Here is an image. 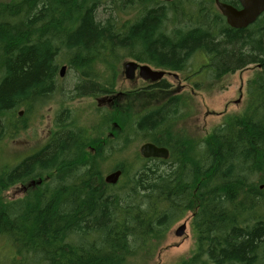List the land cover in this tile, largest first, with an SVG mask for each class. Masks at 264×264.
I'll return each mask as SVG.
<instances>
[{
    "label": "trees",
    "instance_id": "1",
    "mask_svg": "<svg viewBox=\"0 0 264 264\" xmlns=\"http://www.w3.org/2000/svg\"><path fill=\"white\" fill-rule=\"evenodd\" d=\"M125 9L136 10L132 19L122 18ZM101 10L106 16L99 17ZM125 58L174 72H187L199 58L195 74L205 70L214 81L254 65L249 109L198 142L172 131L174 98L131 119L108 141L101 137L109 118L93 137L85 127L57 121L52 142L39 153L15 168L0 165V192L52 172L47 185L0 205V234L20 244L21 257L39 255L40 264L142 263L192 212L196 249L177 264H264V13L237 30L213 0H181L171 12L161 0L0 3V130L18 110L29 114L45 105L61 65L77 74L74 98L96 97L113 94ZM131 135L166 147L169 158L145 160L136 152L130 163L115 165L122 171L118 183L105 184L103 154ZM90 138L96 151L87 157Z\"/></svg>",
    "mask_w": 264,
    "mask_h": 264
},
{
    "label": "rangeland",
    "instance_id": "2",
    "mask_svg": "<svg viewBox=\"0 0 264 264\" xmlns=\"http://www.w3.org/2000/svg\"><path fill=\"white\" fill-rule=\"evenodd\" d=\"M11 1L15 0H0V3ZM195 1L198 2V0ZM170 3H168L170 12L175 6L181 7V0H172ZM125 10L127 13L123 14L122 18L132 19L136 10ZM107 13L108 11L102 12L101 10L99 17H104ZM171 17H173L172 13H168L166 26L171 25ZM198 59L194 58L189 62L190 67L187 72L175 73L181 81L180 84L185 86L177 96L149 91L142 88L141 82L135 83L126 80L122 75V66L125 62L135 60L125 58L121 60L117 76L115 75L113 94L74 98L72 91L79 82L77 74L69 70L67 65H61L67 68L63 77L57 78V89L51 95V99L44 106H35V110L28 116V121L24 117L18 123V119H16L9 125L7 124V127L1 128L0 134L11 129L12 124L15 127L7 134V139H0V143H2L0 165L5 166L10 163L12 167L43 146L52 133L53 135L57 133V121L62 124L67 123L71 128L85 127L88 129V134L93 137L100 131L97 126L101 124L102 118H109V122L104 126L103 137H101L108 141L115 138L120 128L126 126L131 119L163 106L172 98L176 99V104L179 107L172 128L175 135L186 139L187 142L207 140L217 126L228 122L231 118L242 116L248 111L250 98L247 94V85L256 76L258 68L249 65L214 81L207 77L205 70L201 72L204 73L203 76L195 74L200 70ZM148 66L153 69L152 66ZM165 80L173 82L174 86L178 87V83L176 84L172 77ZM197 84L199 86L196 87ZM176 88L173 90L176 91ZM113 96H116V99L112 100L114 103L103 102L102 107L95 101L97 98ZM21 125L24 126V129H21ZM129 138L131 142L126 145L120 144V149L117 145L113 151H106L103 154L106 158L103 163L100 160L103 178L113 171L115 165H118L122 159H126L130 163L135 157V153L138 152L139 146L145 142L136 140L133 135ZM94 143L95 140L90 138L89 148L86 149L87 157L95 156ZM129 167L132 168V171L134 170V166L130 165ZM20 187L21 185L17 184L2 190L0 204L24 198ZM191 217L192 212H187L182 220L171 227L152 259L142 263L134 260L131 264H177L189 258L196 249V237L191 227ZM183 223L186 225L183 235L175 236V230ZM19 250L20 244H12L11 239L0 234V264H40L41 257L39 255H36L37 257L29 255L21 257L18 255Z\"/></svg>",
    "mask_w": 264,
    "mask_h": 264
},
{
    "label": "water",
    "instance_id": "3",
    "mask_svg": "<svg viewBox=\"0 0 264 264\" xmlns=\"http://www.w3.org/2000/svg\"><path fill=\"white\" fill-rule=\"evenodd\" d=\"M166 3H170L172 0H163ZM241 6L240 9L222 3L219 0H214L217 11L225 19L226 24L232 29H244L253 24L264 13V0H237ZM122 75L126 80L131 81L135 77V73L138 72L139 77L146 81L152 82L160 80L166 74L165 71H157L151 69L148 65H140L136 61L125 62L122 66ZM66 70V66H62L59 72L61 78ZM138 153L141 158L167 160L169 158V151L165 147H158L153 143L146 142L139 146ZM122 171L115 169L108 173L103 181L105 184L113 186L118 183ZM263 186H260L262 188ZM186 225L183 223L179 226L174 234L177 237H181L185 231Z\"/></svg>",
    "mask_w": 264,
    "mask_h": 264
},
{
    "label": "flooded vegetation",
    "instance_id": "4",
    "mask_svg": "<svg viewBox=\"0 0 264 264\" xmlns=\"http://www.w3.org/2000/svg\"><path fill=\"white\" fill-rule=\"evenodd\" d=\"M219 1L222 2V3L228 4V5L234 7L237 10L241 8V6H240V4H239V2L237 0H229V1H227V2L231 1L232 4L231 3H227L226 1H221V0H219ZM213 4H214V0H213ZM214 6H215V4H214ZM153 70H157V71L163 70V71H165L166 74L164 75V77L162 79L152 82L150 80H146V81L142 80L139 77L138 72H136L135 73V77L131 80V82H135V83L136 82L137 83L141 82L143 84L142 88H145V89H147L149 91L158 92V93H164V94L167 93L168 96H174V95L177 96V94H180V91H182L185 88L184 85L180 84L181 81L179 80L178 76L175 74L176 72L170 71V70L158 69V68H154V67H153ZM171 77L173 78L174 82H176V84L178 83V87L177 88L174 86L173 82L165 80L166 78H171ZM174 88H176V91L173 90ZM110 98H103L104 101H103V99H98L97 98L95 101H97L98 105H100L102 107V103L103 102L114 103V101H112V100L116 99V96H113V97H110ZM50 99L51 98L47 99L46 103ZM22 114H23V116H22ZM29 114H27L24 109L18 110L16 112V119H18V123H20L24 117H25V120L28 121ZM5 126L7 127L8 125L6 124ZM12 129H15L13 124H12L11 129L7 130L6 133H1L0 134V139L1 138L7 139L6 138L7 134H9ZM21 129H24L23 125H21ZM52 139H53V133L51 134V136L48 138V140L46 141V143L43 146L39 147L37 150H35L34 152H32L29 155H27L23 160H21V161L17 162L16 164L12 165V167L10 166V163L8 165H5V166H7V167L10 166L9 168H15L16 166H19L25 159H27V158L39 153L43 148L48 146L52 142ZM144 143H146V142H144ZM1 144L2 143H0V146H1ZM158 147H160V146H158ZM51 177H52V172H50L49 174L36 176L34 178L28 179L27 181H25L23 183L20 182V183H17V184L21 185L20 190H21V193L24 194L23 197L25 198V197H27L29 195L30 192H32V190H35V189H38V188H42L43 186L47 185L49 183ZM17 184H15V185H17ZM15 185H13V186H15ZM21 199H23V198H20V199H17V200H21ZM17 200H13V202H15ZM10 202H12V201H10ZM0 205H2V204H0Z\"/></svg>",
    "mask_w": 264,
    "mask_h": 264
},
{
    "label": "bare ground",
    "instance_id": "5",
    "mask_svg": "<svg viewBox=\"0 0 264 264\" xmlns=\"http://www.w3.org/2000/svg\"><path fill=\"white\" fill-rule=\"evenodd\" d=\"M67 68V67H66ZM63 77V76H62ZM51 97V96H50ZM47 101V100H46ZM6 125V124H5ZM4 128V127H3Z\"/></svg>",
    "mask_w": 264,
    "mask_h": 264
}]
</instances>
